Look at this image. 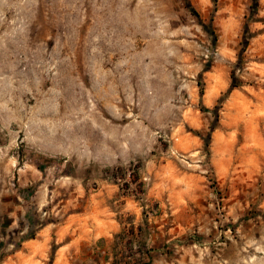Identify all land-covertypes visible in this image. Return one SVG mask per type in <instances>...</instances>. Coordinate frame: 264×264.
<instances>
[{"label":"rangeland","instance_id":"1","mask_svg":"<svg viewBox=\"0 0 264 264\" xmlns=\"http://www.w3.org/2000/svg\"><path fill=\"white\" fill-rule=\"evenodd\" d=\"M263 116L264 0H0V256L80 214L118 264H264Z\"/></svg>","mask_w":264,"mask_h":264},{"label":"crops","instance_id":"2","mask_svg":"<svg viewBox=\"0 0 264 264\" xmlns=\"http://www.w3.org/2000/svg\"><path fill=\"white\" fill-rule=\"evenodd\" d=\"M126 230L116 218H99L95 223L71 214L63 222L41 227L1 264H50V255L51 264H118L119 251L126 246L127 238L121 239Z\"/></svg>","mask_w":264,"mask_h":264},{"label":"trees","instance_id":"3","mask_svg":"<svg viewBox=\"0 0 264 264\" xmlns=\"http://www.w3.org/2000/svg\"><path fill=\"white\" fill-rule=\"evenodd\" d=\"M233 86H237V84L236 83H233ZM35 235H32L31 237H34ZM30 237V238H31ZM3 258L0 256V260H2Z\"/></svg>","mask_w":264,"mask_h":264}]
</instances>
